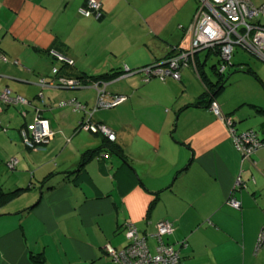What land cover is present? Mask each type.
I'll return each instance as SVG.
<instances>
[{
	"label": "crops",
	"instance_id": "obj_1",
	"mask_svg": "<svg viewBox=\"0 0 264 264\" xmlns=\"http://www.w3.org/2000/svg\"><path fill=\"white\" fill-rule=\"evenodd\" d=\"M95 1L99 19L97 13L80 14L86 0H0V87L29 103H0L2 163L22 157L17 158L22 167L0 185L13 191L36 180L39 186L0 205V264H112L104 246L127 244L125 223L154 233L162 220L174 225L166 243L187 240L184 264H264V246L256 248L264 226V66L259 64L264 61L250 54L252 62L235 49L230 80L213 97L237 134L252 131L263 142L249 161H241L228 126L206 107L204 79L215 80L212 65L208 72L205 66L217 61L215 53L202 51L203 60L197 53L180 80L144 83L141 74L124 73L160 63L184 46L196 0ZM57 56L72 61L71 67L56 66L59 77L124 73L99 87L125 99L91 117L114 133L120 155H95L77 175L70 173L77 171L81 154L103 145V139L76 129L86 117L83 111L57 103L75 99L89 110L96 93L89 86L41 88L39 80L51 82ZM243 66L253 75L240 72ZM36 111L55 132L48 151L47 146L40 151L46 154L21 146L20 131L32 129ZM57 136L67 138L71 159L43 166L45 159L65 153ZM239 177L246 189L235 194L241 209L234 210L225 201Z\"/></svg>",
	"mask_w": 264,
	"mask_h": 264
},
{
	"label": "built area",
	"instance_id": "obj_2",
	"mask_svg": "<svg viewBox=\"0 0 264 264\" xmlns=\"http://www.w3.org/2000/svg\"><path fill=\"white\" fill-rule=\"evenodd\" d=\"M197 7L190 26L185 30V39L182 47L176 48L173 54L161 61L138 70L125 68L126 75L135 73L143 76V82L147 83L153 79L164 81L166 78L180 80V72L186 67L194 66L195 57L198 51L206 50L219 56L217 72L222 73L225 66L230 63L234 49L239 47L264 61V25L259 18L264 19V0L256 6L251 0H196ZM100 9V3L95 0H87L85 6L79 10L80 14L88 17L91 13L96 14ZM97 17L99 14H96ZM58 60L69 65L72 62L57 56ZM5 60V58L3 57ZM56 75L57 70L53 69ZM59 86L66 88L80 87V82L75 79L58 77L54 80ZM40 86H52V82H45L41 79ZM105 86V85H104ZM83 87V86H81ZM95 89L98 86H94ZM125 98L122 96H107L104 89L97 90L96 103L92 110L86 111L83 105L75 103L74 100L62 102L60 107H74L83 111L86 117L79 122V130L89 131L92 134H100L108 140L114 141L115 135L106 126L92 125L90 118L98 109H108L115 107ZM0 103L8 106H25L28 101L21 96L12 94L9 88L0 91ZM215 116L225 123L234 139L235 148L241 152L243 159L248 160L254 152L263 146L252 131L237 134L232 127V119L221 113L216 101H212L208 107ZM34 125L31 132L21 131L23 145L28 150H43L52 140V135H48L49 121L35 112ZM0 121V130H1ZM47 134V137L44 135ZM44 137V138H43ZM50 137V138H49ZM16 164L15 159L7 162V168L13 169ZM239 178L233 187H239ZM227 205L234 209H239L240 203L236 199H229ZM264 228L259 235V245L264 242ZM172 232L169 221L160 222L157 225V232L154 237L158 240L159 246L157 254L151 255L145 243V238H139L136 229L128 224L125 226V234L129 243L124 249L115 251L109 245L104 247L106 254L112 258L113 262L122 264H181L179 261V251L171 246L164 245L162 238ZM136 258V260H134ZM131 259L134 262L130 261Z\"/></svg>",
	"mask_w": 264,
	"mask_h": 264
},
{
	"label": "trees",
	"instance_id": "obj_3",
	"mask_svg": "<svg viewBox=\"0 0 264 264\" xmlns=\"http://www.w3.org/2000/svg\"><path fill=\"white\" fill-rule=\"evenodd\" d=\"M86 2H87V0H86ZM255 5V4H254ZM260 5V4H259ZM95 15L93 14V13H91L88 17H94ZM87 17V18H88ZM99 17L100 16H98V18L97 19H99ZM259 20H260V22L262 23V20H264V19H262V18H259ZM237 48H239V47H237ZM237 48H235V49H237ZM234 49V50H235ZM242 49V48H241ZM243 50V49H242ZM245 51V50H244ZM200 52H202V51H200ZM172 53L173 52H171L170 54H169V56H167L166 58H168V57H170L171 55H172ZM197 55V54H196ZM215 55H217L216 56V59H217V61H216V64H213L212 66H211V70H212V74H210V76L215 80L214 82H212V84L209 82V80L207 81L206 79H204V85H205V87H206V89L208 90L207 92H208V94H207V100H205V102L207 103L206 104V107H209V105H210V103L214 100V96L215 95H217V93H219L223 88H225L226 87V83H227V81H228V79L230 80V77L231 76H229L230 74V66H231V60H230V63L229 64H227L226 66H225V69H224V71L222 72V73H219V72H217V66H218V64H219V56H218V54H216L215 53ZM3 57L5 58V60L3 59ZM2 61H4V62H6V57L5 56H2ZM60 63H63L64 64V66L66 67H71V65H69V64H67L66 62H64V61H61V60H58ZM148 66H150V65H148ZM146 67V66H145ZM61 68H63V67H61ZM61 68L60 69H56L57 70V73H56V75L53 73V69L54 68H52V71H51V73H52V78H51V82H52V86L51 87H54V88H58V89H80V88H85V86H89V87H92V89L95 91V93H96V97H97V90H99V89H102V88H100L99 87V85L101 84V85H103L105 82L104 81H108V80H110V79H113V78H115V77H117L118 75H121V74H124L123 72H114V73H107V74H103V75H100V76H86V75H82V76H77V77H75V78H71V77H68L67 79H75V80H78L79 82H80V85L81 86H83V87H76V88H66L65 86H59L58 85V83H56V82H54V80L56 79V78H58L59 76H58V73H59V71H61ZM141 68H143V67H141ZM141 68H139V69H141ZM135 70H138V69H135ZM132 71H134V70H132ZM239 71L240 72H243V73H247V74H251V75H253V73H252V70L249 68V67H239ZM53 77H55V78H53ZM201 78H202V76H200ZM66 78V77H65ZM172 79V78H171ZM172 80H174V79H172ZM175 81V80H174ZM39 82H40V80H39ZM38 82V83H39ZM229 82V81H228ZM50 83V82H49ZM98 86V88L97 89H95L94 88V86ZM105 85V84H104ZM40 86V85H39ZM41 88H45V87H48V86H40ZM4 88H8V87H0V91L1 90H3ZM11 92H12V94H14L15 95V93H13V91L11 90ZM17 95V94H16ZM17 96H19V95H17ZM25 99V98H24ZM201 99H202V97H200L199 98V100L197 99V101H196V103H195V105H200L201 103H200V101H201ZM71 100H74L75 101V103H79V102H77L75 99H71ZM71 100H68V101H71ZM63 102H67V101H63ZM96 103V102H95ZM29 104V103H28ZM73 111H79V110H77L75 107H74V105H71V106H69ZM90 110H92V108L91 109H89V110H86V111H90ZM260 110H262V111H264V108H260ZM80 112V111H79ZM36 114V113H35ZM41 115V114H40ZM42 116V115H41ZM43 117V116H42ZM230 117V116H229ZM43 118H45V117H43ZM34 119H35V117H34ZM46 119V118H45ZM1 121V120H0ZM89 123L90 124H92V125H101V124H94L92 121H91V118H90V120H89ZM33 125H34V122H33ZM1 126H2V124H1ZM2 127H1V130L0 131H2ZM32 129H33V127H32ZM31 129V130H32ZM76 129L78 130V131H80L79 130V124H77V127H76ZM24 131H26V132H31V131H27V130H24ZM87 133H89V134H92V133H90L89 131H86ZM92 135H96V136H100L102 139H103V142H102V144L103 145H101L100 147H98L97 149H94V150H87V151H85V152H83L82 154H81V157H80V160H79V162H78V165H77V171H74V172H72V173H70V175H77V172L78 171H81V169H82V167L83 166H85L87 163H88V161L90 160V159H92V158H95V155H98V154H101V153H103V152H106V153H113V154H116V155H120L119 153L121 152V150H120V147L117 145V144H115L114 143V141H115V139H114V141H111V140H108L106 137H103L102 135H100V134H92ZM256 136V135H255ZM257 138V137H256ZM20 139H21V144H22V146H23V148H25L24 147V145H23V142H22V138H21V132H20ZM262 142V141H261ZM50 143V142H49ZM234 145V144H233ZM234 147H235V145H234ZM261 147H259L255 152H254V154L260 149ZM26 149V148H25ZM235 150L237 151V153H239V155H240V158H241V161H244V159H243V156H242V154H241V152L240 151H238L236 148H235ZM253 155V154H252ZM251 155V156H252ZM251 156H250V158H251ZM16 160V164H15V166L13 167V169H9V171H11V172H15L16 171V169H17V167H18V160L17 159H15ZM245 161H249V159L248 160H245ZM5 166L7 167V162L5 163ZM67 175V174H66ZM65 175V179L67 180L68 178H69V176H66ZM238 179V178H237ZM236 179V180H237ZM236 180L233 182V186H234V184H235V182H236ZM239 180H240V185H239V187H232L231 188V190H230V192H229V195H228V197H227V200L225 201V205H227V201L229 200V199H236L237 201H239L236 197H235V194L236 193H238V192H241L242 190H244V189H246V184H245V182L243 181V180H241V178L239 177ZM42 183H40V185H41ZM39 188V186L37 187V182L36 181H34V180H32V182H30L29 183V185L26 187V188H17V189H15V190H13V191H6L1 185H0V205H4L5 203H7V202H9L10 200H13V199H15L16 197H18V196H20L21 195V193H25V192H28V191H30V190H36V191H38L37 189ZM239 203H240V201H239ZM228 206V205H227ZM229 207V206H228ZM230 208H232V207H230ZM232 209H234V208H232ZM241 209V203H240V207H239V209H234V210H240ZM163 221H169V220H162V221H160V222H163ZM160 222H158L157 224H156V231L154 232V233H141V232H139V230L136 228V226L134 225V224H131V223H125V225L123 226V228H122V230H123V235H124V237H125V239H126V241H127V244L123 247L124 249L127 247V245H128V243H129V240H127V238H126V234H125V226L126 225H128V224H131L135 229H136V232H137V235H138V237L139 238H145V243L147 244V248H148V250H149V253L151 254V255H156L157 254V248H158V246H159V243H158V240L154 237V234L157 232V225L160 223ZM170 223H171V227H172V232H171V234H169V235H165V236H163V238H162V243L164 244V245H167V246H171V247H173V248H175V250L176 251H179L180 252V254H179V261H180V263L181 264H184L183 263V259H182V251L183 250H186L188 247H189V245H188V242H187V240H182V241H179L176 245H172V244H169V243H166L165 241H164V238H166V237H168V236H170V235H172L173 234V232H174V225H173V223L171 222V221H169ZM264 228V226L261 228V230L259 231V234H258V236H257V239H256V248L257 249H259L260 247H263L264 246V242H263V244H260V246L258 247V245H259V243H258V241H259V235H260V232L262 231V229ZM264 231V230H263ZM150 240H152L153 242H154V245L151 247L150 245H149V241ZM107 245H109V244H107ZM110 246V245H109ZM105 247V246H104ZM111 248H113L112 246H110ZM123 248H121V249H123ZM115 251H118V250H120V249H115V248H113ZM104 254H105V256L107 257V258H109V260H110V262L112 263V264H122V263H116V262H113V260H112V258L111 257H109L107 254H106V252H105V250H104ZM134 260H136V258L134 259ZM134 260L133 259H131L130 261H132V262H134Z\"/></svg>",
	"mask_w": 264,
	"mask_h": 264
},
{
	"label": "rangeland",
	"instance_id": "obj_4",
	"mask_svg": "<svg viewBox=\"0 0 264 264\" xmlns=\"http://www.w3.org/2000/svg\"><path fill=\"white\" fill-rule=\"evenodd\" d=\"M256 6H259V4H261L262 2H263V0H251ZM193 3H194V1H193ZM262 24L264 25V20H262ZM237 50V52H236V55H242V56H244L246 59H251V61L252 62H255V61H253V60H255L254 59V57H252L248 52H246V51H244V50H242L241 48H238V49H236ZM244 51V52H243ZM246 52V53H245ZM234 54H235V52H234ZM200 55V57H201V59L203 60V57H204V55H205V52H202V53H200L199 54ZM235 55V56H236ZM233 58V57H232ZM65 59V58H64ZM212 60L214 61L212 64H209L208 62H207V64H206V66H205V70L208 72V71H210V66L211 65H213V64H216V61H215V59H213L212 58ZM232 61H234V58H233V60ZM72 62V61H71ZM233 63V62H232ZM261 66H264V64H262V63H259ZM56 66H59V67H61V63H59V62H55V68H59V67H56ZM181 73V72H180ZM228 81H229V79H228ZM228 81H227V83L226 84H228ZM46 86H48V85H46ZM44 87V86H43ZM48 87H51V86H48ZM48 87H45V88H48ZM44 90H47V89H44ZM70 92H72V91H70ZM44 103L45 104H51L49 101H48V98H50V99H52L51 98V95L49 94V93H47V92H45V94H44ZM63 102V101H62ZM62 102H58L57 103V107H60L59 106V104L60 103H62ZM56 104V103H55ZM4 106H8V105H4ZM19 105H17V106H13L12 105V107H18ZM43 106V105H42ZM56 106V105H55ZM61 108H63V107H61ZM48 124V128H49V133H48V135L50 136L51 134H53L52 135V139L54 138V135H55V132L53 131V129L51 128V126H50V124L49 123H47ZM4 126H3V124H2V128H3ZM21 131H24V130H21ZM20 131V132H21ZM31 131V130H30ZM111 131V130H110ZM79 132H83V133H87L86 131H83V130H80ZM87 134H89V133H87ZM47 134H45L44 135V137H47L48 136ZM90 135H92V134H90ZM61 136V135H60ZM60 136H57V137H55L56 139H60V141L62 142L61 144H62V146H64V154H63V156H61V157H59V158H55V159H45V162L43 163V166H46L45 164H47V162H50L51 164H53V165H55V164H58V163H60V162H63V161H65L67 158L68 159H71V156L70 155H68L69 153H67L68 152V150H69V147H70V144L68 143V144H66L65 143V140L67 139H65L64 138V141L62 140V137H60ZM93 136H96V135H93ZM43 137V138H44ZM49 137V138H50ZM104 137V136H103ZM69 138V137H68ZM98 138V137H97ZM69 140H67V142H68ZM51 144V143H50ZM22 146V145H21ZM23 147V146H22ZM46 147V146H45ZM48 147L49 146H47V151H48ZM35 151H38L37 153H39V154H46L47 153V151L44 153V152H40V151H42V150H35ZM14 157H11L8 161H10L11 159H13ZM19 159V161H21L22 160V157L19 155V156H17L16 157V159ZM7 161V162H8ZM22 167V164H20L19 166H18V169H20ZM50 167H51V165H48L47 166V168L46 169H50ZM1 172H4V174H2ZM11 171H9V169L5 166V163H4V165H3V163H2V159L0 158V183H2L3 185H4V182H7V175L6 174H9ZM31 172H33V170H29V173H31ZM43 175V174H42ZM38 176V175H37ZM36 181V180H35ZM5 187V189H9V185H8V187H6V186H4Z\"/></svg>",
	"mask_w": 264,
	"mask_h": 264
},
{
	"label": "clouds",
	"instance_id": "obj_5",
	"mask_svg": "<svg viewBox=\"0 0 264 264\" xmlns=\"http://www.w3.org/2000/svg\"><path fill=\"white\" fill-rule=\"evenodd\" d=\"M203 51H206V50H203ZM55 69V68H54ZM125 72V71H124ZM125 75H126V73H125ZM133 75H136V74H133ZM51 142V141H50ZM30 151H32V150H30Z\"/></svg>",
	"mask_w": 264,
	"mask_h": 264
},
{
	"label": "water",
	"instance_id": "obj_6",
	"mask_svg": "<svg viewBox=\"0 0 264 264\" xmlns=\"http://www.w3.org/2000/svg\"><path fill=\"white\" fill-rule=\"evenodd\" d=\"M203 51V50H202ZM200 51H198L197 53H199ZM135 74H137V73H135Z\"/></svg>",
	"mask_w": 264,
	"mask_h": 264
},
{
	"label": "bare ground",
	"instance_id": "obj_7",
	"mask_svg": "<svg viewBox=\"0 0 264 264\" xmlns=\"http://www.w3.org/2000/svg\"><path fill=\"white\" fill-rule=\"evenodd\" d=\"M259 238V237H258ZM261 248V247H260Z\"/></svg>",
	"mask_w": 264,
	"mask_h": 264
}]
</instances>
